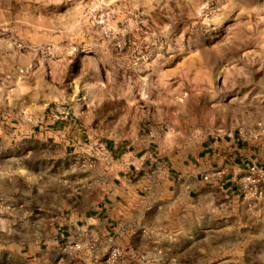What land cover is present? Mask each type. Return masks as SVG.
Masks as SVG:
<instances>
[{
    "label": "rangeland",
    "instance_id": "1",
    "mask_svg": "<svg viewBox=\"0 0 264 264\" xmlns=\"http://www.w3.org/2000/svg\"><path fill=\"white\" fill-rule=\"evenodd\" d=\"M222 137L264 168V0H0V264H264V195L181 188ZM124 152L133 234L58 240L40 204Z\"/></svg>",
    "mask_w": 264,
    "mask_h": 264
},
{
    "label": "crops",
    "instance_id": "2",
    "mask_svg": "<svg viewBox=\"0 0 264 264\" xmlns=\"http://www.w3.org/2000/svg\"><path fill=\"white\" fill-rule=\"evenodd\" d=\"M64 133L65 131L61 129L52 130L50 135L59 139ZM251 149L250 145H244L235 138L204 140L199 150L203 155H196L194 160L188 159L183 165V170L186 171L191 183L181 188L191 194L202 173L209 172L214 175V171L221 170L212 177L209 185L229 193L240 194L239 182L236 183L234 180L246 170L249 162H253ZM120 159L123 161L120 162ZM120 159L115 161L112 158L106 162L108 164H102V170L96 174H93V170L84 174V178L88 179L87 185L75 190L73 198L66 196L67 192L64 188H58L55 190L57 193L55 200L50 199L48 203L40 204V212L60 219L53 222L58 240H71V234L76 232H93L109 237L117 234L126 236L133 234L132 223L136 218L134 213L140 212L143 215L151 208V203H147L140 194V182L143 177L137 180L130 178L132 167L138 168L143 158L124 152L120 155ZM119 165H124L123 169L128 173V176H124L123 185L115 184L114 181L113 166ZM29 187L31 192L32 185L30 184ZM49 191L52 195L51 188ZM261 207L264 209V202ZM124 222H129L128 227H123Z\"/></svg>",
    "mask_w": 264,
    "mask_h": 264
},
{
    "label": "built area",
    "instance_id": "3",
    "mask_svg": "<svg viewBox=\"0 0 264 264\" xmlns=\"http://www.w3.org/2000/svg\"><path fill=\"white\" fill-rule=\"evenodd\" d=\"M240 189L245 198H261L264 195V168L254 163L248 165L245 176L240 178Z\"/></svg>",
    "mask_w": 264,
    "mask_h": 264
}]
</instances>
